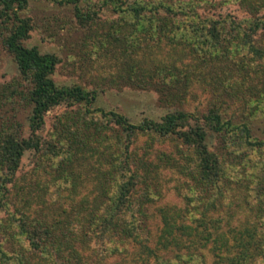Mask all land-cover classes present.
Listing matches in <instances>:
<instances>
[{
	"label": "rangeland",
	"instance_id": "1",
	"mask_svg": "<svg viewBox=\"0 0 264 264\" xmlns=\"http://www.w3.org/2000/svg\"><path fill=\"white\" fill-rule=\"evenodd\" d=\"M134 1L170 2L188 19H226L228 30L231 20L248 27L264 17V6H250L258 0H210L211 5L200 6L199 0H79L82 12H96L89 25H82L73 2L27 0L19 10L32 26L24 45L56 54L53 80L95 91L96 99L91 105L64 102L46 112L36 132L39 149L26 150L15 177L6 182L0 264H160L155 255L166 259L184 252L185 258L188 251L192 264H264V146L249 145L236 127L245 123L249 139L264 142V26L252 30V46L227 37L220 49L201 44L202 53L193 49L197 38L190 30L178 40L158 35L156 28L147 33L149 26L165 20V12L160 8L138 18L123 10ZM132 43L138 45L135 51ZM121 50H133L129 65L134 74L128 78H116L124 61ZM29 88L0 36V125L14 127L24 137L32 136V106L25 98ZM213 104L233 121L229 130L206 138L222 164L217 188L200 182L190 151L177 136L146 131L129 142L122 127L96 111H114L139 124L144 119L161 122L167 113L185 110L202 122ZM95 126L101 127L96 135ZM80 141L84 144L74 151ZM125 157L129 162H123ZM121 160L123 166L129 163L125 178L117 172ZM131 171L140 175L131 200L144 207L150 234L146 238L142 231L141 241L113 242L118 248L102 249L100 257L99 241L83 235L89 214L117 193L121 178L128 179ZM164 216L173 227L170 233L163 229ZM38 225L52 233H44L46 245L35 248L24 230ZM160 234L176 236L180 247L160 240Z\"/></svg>",
	"mask_w": 264,
	"mask_h": 264
},
{
	"label": "trees",
	"instance_id": "2",
	"mask_svg": "<svg viewBox=\"0 0 264 264\" xmlns=\"http://www.w3.org/2000/svg\"><path fill=\"white\" fill-rule=\"evenodd\" d=\"M78 1L79 0H68V2H73L75 6L74 14L79 23L82 25H89L91 23L90 21H93L95 18L94 16L96 15V12L93 9L82 12L78 6ZM200 2L209 4L210 0H199L197 5L200 6ZM26 3L27 0H0V18L2 19L0 21V36H2L4 47L13 55L21 77L30 83V88L26 91L27 95L25 98L27 97V101L30 102L32 106L31 116L29 118V126L32 131V136H21L14 127H4L3 123L0 125V172L2 173V177H0L3 178L0 182V206L1 204L7 205L8 193L5 192L7 188L5 187L6 182H10L13 177H15L24 152L32 148L39 149L40 147V141L36 132L43 124L46 112L52 107L64 102H85L88 105H91L96 99L95 91L88 90L80 85H58L53 80L52 74L59 62V58L56 54L41 53L35 46L28 47L24 45V41L28 38L29 32L32 28L30 19L19 15V10L23 9L26 6ZM190 4V8L192 9V2ZM211 4L212 3L210 2V5ZM118 6H121V4ZM250 6L253 10L259 9L264 6V0H258L255 5ZM178 7L179 6L174 8L170 2L165 3L163 1H159L157 4L144 1H134L131 4L126 5L123 10H125V12H130L133 16L139 18L145 12L156 14L160 12L159 9L162 8L165 12V17L163 18L165 20L161 19L158 21L159 23L156 22L154 28L149 26L148 29H145L147 30L146 32L150 33L151 31H154V33H156V28L158 30V35L162 33L166 38L170 36L173 37L172 39L175 38L178 40L183 33H187V31L190 30V32L193 33V36L197 38L194 39L193 42L191 41L192 44H194L193 49H201V52V44L207 43L211 48L220 49L227 37L229 40L236 37L240 43L246 44V42H248L249 45L252 46V30L258 26H264V17L256 18L254 22H249L248 27L243 26L238 21L231 20V27L228 30L227 28L229 27L225 26V24L228 23L226 19L219 20L208 17L203 18L198 15L192 16V14V17L188 19L186 16H183L186 15V12L183 9H178ZM189 14L187 12V15ZM11 19L12 21L9 22ZM183 22H186L184 23L186 25H181ZM135 28L136 27L134 26V29ZM123 44H126L127 47L128 43L124 42ZM132 44L134 51L138 49V45L135 46L134 43ZM132 51L130 54H127V52L125 53L122 50L120 51L124 57V61L119 65L120 70L117 72L116 78L130 77L132 67H130L129 62L131 55H133ZM128 66L130 69H127ZM132 74H134V72H132ZM175 86V84L172 85V87ZM15 90L16 87L12 88L11 92H15ZM86 110L89 111L90 107H87ZM96 111L104 116H108L109 121H113L116 125L122 127L126 132V137L129 142L131 136L138 132L151 131L161 136H177L182 143L188 147V150L190 151V163H192V161L194 162L193 170L200 176V182L216 188L218 187L217 182L221 178L222 164L220 163L219 154L209 148L206 143V138L209 134H222V132L229 130L233 127V121L231 118L225 119L215 104H213L206 113L202 114V122H200L199 117L192 116L191 113L185 110L169 112L163 117L161 122L144 119L139 124L130 123L125 116L114 111L105 112L100 108H96ZM192 118H195L194 124L189 123V120H192ZM97 124L98 123H96V125ZM236 127L240 129L241 133L244 131L245 140H247L249 145L264 146L263 141H251L249 139V128L245 123L239 124ZM100 130L101 127L95 126V135L96 133L98 134ZM100 138H102V136ZM80 142L78 146L73 147L74 151H77L79 146L84 144V142ZM125 148L127 150V146H125ZM126 159L127 157L123 159V162H129ZM123 162L121 160L117 164V172L119 173L120 171L123 173V178H125V173L130 171V168L128 167L129 163L123 166ZM190 172H192V167L190 168ZM139 176L140 175H138L137 172L135 173L131 171L128 179L124 180L121 178L116 189L117 193H114L113 196H109L106 201H104L103 206H97V209L91 210L89 214L86 230H84L83 235H87L89 239L94 237V240L99 241L98 246L100 247L96 249V254L100 257H103L102 249L114 250L118 248L112 245L113 242H125L126 239L130 238L141 241L143 240L141 239V235H143L141 233L142 231L145 233L146 238L148 237L147 235L150 234L145 227V219L147 218V215L144 207L141 206L139 201L135 202L136 200H131V195L136 190L137 178ZM1 187L3 189L2 191ZM261 201L263 202L264 207V191ZM164 219L163 229L164 231H167V233H170L173 227L168 223V217L166 218L164 216ZM21 222V226H25V219H22ZM189 226L192 228V225ZM167 227L170 229L169 231L167 230ZM164 231L163 234L165 233ZM24 232L31 245L35 248H39L40 246L44 247L46 245L47 240L45 241L44 239V233H52V230L51 228L48 229V227H40L38 225L33 229L26 227ZM159 237L160 240L164 237V240L166 241L165 243H175L177 248L180 247V241H177L180 239H176V236L169 239V236H163L160 234ZM106 241L112 242L107 246L105 245ZM50 243L52 242L47 244ZM191 245H187V250H189ZM181 247L185 249L186 245L183 244ZM145 248L149 252H152L149 250L151 248H149L148 245L147 247L145 246ZM187 254L188 255L184 258V252L183 254L176 253L174 257L166 259H161L158 255H155V260L160 264H174L176 260L178 264H192V252L188 251Z\"/></svg>",
	"mask_w": 264,
	"mask_h": 264
}]
</instances>
